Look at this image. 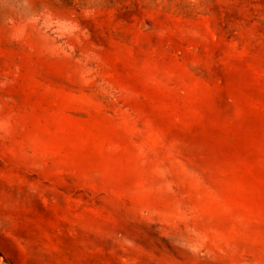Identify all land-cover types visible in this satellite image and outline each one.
<instances>
[{
  "label": "rangeland",
  "instance_id": "1",
  "mask_svg": "<svg viewBox=\"0 0 264 264\" xmlns=\"http://www.w3.org/2000/svg\"><path fill=\"white\" fill-rule=\"evenodd\" d=\"M0 264H264V0H0Z\"/></svg>",
  "mask_w": 264,
  "mask_h": 264
}]
</instances>
